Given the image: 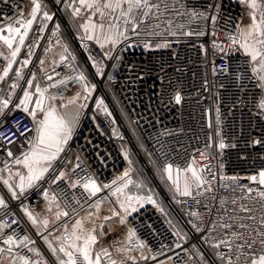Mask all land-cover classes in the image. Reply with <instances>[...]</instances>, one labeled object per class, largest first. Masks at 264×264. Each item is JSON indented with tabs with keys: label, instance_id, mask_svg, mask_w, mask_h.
<instances>
[{
	"label": "snow or ice",
	"instance_id": "obj_1",
	"mask_svg": "<svg viewBox=\"0 0 264 264\" xmlns=\"http://www.w3.org/2000/svg\"><path fill=\"white\" fill-rule=\"evenodd\" d=\"M3 2L7 5L9 0ZM56 2L57 4L63 2V10L70 13L80 47L86 53L95 77L99 78L106 75L107 61L119 60L117 54L119 45L130 39L129 33L139 36L143 29H159L161 25L156 21L164 15L161 4L153 3L152 0H56ZM178 2L180 8L173 4L171 6L173 12L187 17L189 24L194 20H210L213 25V36L217 34L216 25L221 11L219 3H209L204 11H197L189 10L182 0ZM239 4L246 9L249 22L243 23L242 17L241 22L236 23L234 29L225 32L227 45L214 41L213 48L223 53L225 57L240 54L246 58L244 63L251 71L255 87L259 89V99L255 101L256 111L253 112V116L264 120V0H239ZM169 8L168 3L163 4L164 11ZM14 9L13 17L5 15L0 18V59L5 62L0 66V85L7 84L8 88L6 94L0 95V118L19 111L29 120V124L24 127V131L19 132L15 140L12 137L16 136V132L4 136L10 145L19 143L20 150L18 154L11 148L5 151L4 158L0 160L2 164L0 185L6 189L11 201L20 202V211L35 229L36 236L43 240L51 259L35 246L37 242L31 235L20 234L12 228L13 225L19 226L21 222L15 218V213L8 212L10 203L0 195V211L13 217L11 223L0 222V264H141V261L148 264L149 257L156 261L157 254L153 253L152 247L132 227H128L122 238L114 239L111 244L101 243L104 237L114 231L111 224L105 230L107 222L118 220L121 226L126 225L127 217L138 210L137 206L143 207L145 204H152L162 213L164 209L157 203L151 189L144 191L146 185L142 179H133L132 160L127 151L122 154L129 167L109 184L101 186L93 175H81L77 172V169L86 172L85 169L80 168V156H76V163L72 165L68 154L84 110L89 107L88 101L93 98L97 85L90 79L92 74L87 70L86 65L81 66L76 53L60 38L59 23L54 24L44 52L46 57L47 53L53 51L51 38H55L60 51L56 53L58 59L56 56L52 58V72H55L57 67L63 66L69 70L68 73L54 80L52 73L47 71L48 61L40 58L39 71L45 76L46 81L52 83L42 87L37 82L35 72H31L26 77L25 69L33 63L32 58L35 55L33 50L39 47V40L43 38L49 22L53 21L54 14L50 13L44 0H30V11L27 14L18 5H14ZM76 20L81 22L75 25ZM149 20L154 23L150 25ZM37 21L38 27L34 29ZM178 27L184 28L185 25L180 24ZM172 29L173 22L169 19L166 30L171 36L177 35ZM30 34H33L31 43L28 42ZM146 34L160 35L159 32ZM182 34L204 35V32L188 30ZM92 44L99 48L101 59L98 60L93 55ZM26 45L27 53L23 59H20ZM167 46L163 43L158 44L157 48ZM148 47L149 45L145 44V48ZM17 64L19 67H14ZM112 67L115 68L116 64L114 63ZM228 72V67L220 69L221 75H227ZM212 75H217L215 62H213ZM9 79L11 83H8ZM236 79L240 80L241 77L238 75ZM108 80H112L111 75H108ZM21 82L26 86L22 87ZM69 83L78 88V91L70 97L66 98L62 93L50 91L61 87L67 88ZM240 87L243 89L242 84ZM18 89L22 94L18 95ZM0 92H3L2 87ZM174 99L177 104L181 103L179 92ZM97 112H102L107 117L112 115L103 98L95 99L94 121ZM21 122H15L13 127L19 130ZM4 123L5 121L0 119V127H3ZM112 123L114 124L115 121L113 120ZM220 123L221 116L217 108L216 124L220 125ZM211 127L209 122V129ZM112 133L123 139L115 128L112 129ZM0 136H3V133H0ZM215 136H220L219 130L216 131ZM208 141L205 145L206 149L218 147L222 152L228 147L222 139L216 144L212 135L208 136ZM251 143L264 147V139H253ZM231 147L234 148L236 145L233 144ZM198 151L203 161L216 158L207 151ZM68 166H71L70 171ZM220 168L223 169L222 164ZM158 172L162 178H166L177 204L181 203L176 199L177 197H190L199 203L196 198L203 196L205 192L212 193V184L217 178L209 163L200 166L195 157L184 167H174L171 162H165ZM206 172L210 174V178L205 175ZM240 179H247L257 187L240 185V199L248 201V204L241 203L238 214L228 216L227 221L224 216H218L216 220L210 222L211 227L207 229L201 227L199 223L191 222L196 232H208V235L203 237V242L211 250L214 259L206 257L196 249H193L194 256L186 250L188 261L185 264H217V262L218 264H264V168L247 177L223 174L219 176L221 182L226 180L232 182L231 185L221 183L220 186L232 187L233 192L237 191L235 184ZM61 182L66 183L71 189H82L84 203L93 200L104 189L108 190V195L103 199H95L89 205L93 211L81 214L74 206L75 204L83 208L84 203L81 199L74 196L69 200L66 194L52 189V185L58 186ZM45 183H48L49 187H44ZM33 191L42 197V212L29 208L23 202ZM105 200L109 203H113L114 200V205L109 210L110 215H102V204ZM236 202V199L232 200L233 205ZM225 203L226 200L221 199V208ZM224 211L226 212L227 209ZM257 211L260 213L258 223L255 214ZM191 216L195 220H200V214L197 212H191ZM245 221H253V223L248 224ZM167 223L169 228L173 229L172 235L176 237L175 247L181 248L180 241H187V233L176 228L171 220ZM217 229L224 230L219 237L215 235ZM162 247L172 250L169 245L162 244ZM159 264H165V261H159Z\"/></svg>",
	"mask_w": 264,
	"mask_h": 264
},
{
	"label": "built area",
	"instance_id": "obj_2",
	"mask_svg": "<svg viewBox=\"0 0 264 264\" xmlns=\"http://www.w3.org/2000/svg\"><path fill=\"white\" fill-rule=\"evenodd\" d=\"M152 2L161 4V11L164 12L161 19L156 21V23H160L161 27L159 29H143L141 26L143 30L140 31L139 36L129 33L130 39L119 45L117 53L120 57L119 60L107 61L106 75L103 78L95 77L94 69H92L91 63L87 61L86 53L80 47V41L74 34L69 35L81 65H86L98 90H96L95 97L96 91L93 93L94 98L88 101L89 107L84 110L80 125L71 142V151L68 156L72 165H75L76 156L79 155L80 168L85 169L86 172H80V169H77V172L81 175H93L103 186L111 183L127 168V161L122 154L124 149L121 141L123 140L113 135V128L136 154L139 151L109 97L107 88H110L121 105L132 130L141 140L145 152L158 169L162 168L165 162H171L174 167H184L195 157L200 166L209 163L212 172L217 174V178L213 181L212 193L205 192L203 196L196 198L199 203L190 197L177 198L181 203H176L172 210L179 220L182 231L188 236L186 242L180 241L181 248L175 247L176 237L172 235L173 229H170L167 223L171 218L168 217L165 210L162 213L152 204L139 207L135 213L127 218L125 228L104 237L101 243L111 244L114 239L122 238L128 227H132L152 247L153 253L157 254V260L153 261L149 257L148 264H155L163 260L168 264H185L188 261L186 250L187 253L194 256L193 249L199 250L210 259H214L211 250L203 242V237L208 235V232H196L192 228L191 222L199 223L201 227L207 229L211 227L210 222L216 220L218 216H224L227 221L228 216L238 214L240 204H248V201L240 199V185L257 186L251 184L247 179H240L235 184L237 191L233 192L232 187L220 186L221 183L231 185L232 182L228 180L221 182L219 176L223 174L225 176L247 177L264 168V147L251 143L253 139H264V120L253 116V112L256 111L255 101L259 99V89L255 87L251 71L244 63L246 58L240 54L225 57L223 53L213 48L214 41L227 45L225 32L228 29H234L235 24L241 22L242 17L244 23L246 9L239 4V0H182L189 10L204 11L209 3L221 5L220 17L216 25L217 34L213 36V25L210 20H194L189 24L187 17L179 16L172 11L171 6L173 4L180 8L178 0H152ZM164 3L170 5L167 11L163 9ZM14 5L23 9L25 14L30 10V0H9L7 5L4 4L3 0H0V18L5 15L13 17L15 15ZM54 15L53 21L49 22L43 38L39 40V47L33 50L35 53L32 58L33 63L29 65L28 69H25L26 77L31 72L36 73L37 82L42 87L52 82L46 81L45 76L40 73L38 67L40 58H45L48 61L47 71L52 73L54 80L62 78L69 71L61 66L52 72V58L60 51L55 38H51L53 51L47 53L45 57L44 49L48 46L52 28L55 23H58L57 16H61L58 6ZM169 19L173 22L172 30L177 33L175 36L169 35L166 30ZM63 23L64 26L65 21ZM153 23L152 20H149L150 25ZM38 24L39 22L34 25V29L38 27ZM180 24L185 25V27L179 28L178 25ZM188 30L203 31L204 35L184 36L182 33ZM148 32H159L160 35H148L146 34ZM32 35L30 34L29 43L32 42ZM60 38L68 43L62 31ZM163 43L168 46L157 48L158 44ZM145 44H148L149 47L145 48ZM91 49L93 55L98 60L101 59L100 50L95 44L91 45ZM225 50L227 51V48ZM26 53L27 45L22 50L20 59H23ZM56 58L59 57L56 56ZM213 62L217 68V75L215 76L212 75ZM4 63L0 59V66H3ZM114 63L116 64L115 68L112 67ZM14 67H19V64L14 65ZM224 67L229 68L227 75L220 74V69ZM108 75L112 76L111 81L108 80ZM238 75L241 77L240 80L236 79ZM11 82L9 79L8 83ZM241 84L243 89L240 87ZM21 86L25 87L24 82H21ZM0 87L3 88L0 95L6 94L8 91L7 84L0 85ZM77 90V86L71 83L68 84L67 88L50 89L52 92L62 93L65 97L75 94ZM177 92L181 95L180 104H177L174 99ZM17 93L18 95L21 94L19 89ZM96 98L104 99L109 112L112 114L111 117L105 116L102 112H97L95 121L93 120ZM217 108H219L221 116L220 125L216 124ZM0 119L5 121L3 127H0V133H3V136H0V160H2L8 148L17 154L20 150L19 143L10 145L4 136L16 132V136L12 137L15 140L19 136V132L24 131V127L29 124V120L24 118V114L19 111ZM113 120L115 121L114 124L112 123ZM17 121H22L19 130L13 127ZM209 122L212 125L211 129H209ZM217 130L220 131L219 137L215 136ZM209 135L213 136L216 144L222 139L228 147L222 152L218 147L206 149L205 145L209 142ZM233 144L236 147H231ZM198 150L207 151L209 155L214 154L216 158L203 161ZM221 164L223 169L220 168ZM143 166L149 170L145 162H143ZM68 167L70 171L71 166ZM205 175L210 178L209 173L206 172ZM44 187H49V184L45 183ZM52 189L66 194L69 200L75 196L84 203L82 189H71L64 182L58 186L52 185ZM0 195H3L10 203L8 212L15 213V218L21 222L19 226L13 225L12 228L20 234L31 235L36 240L35 246L37 247L41 237L30 231L20 211V202L11 201L10 196L1 186ZM107 195L108 190L104 189L93 200L84 203L83 208L75 204L74 206L81 211L95 199H101ZM221 199L226 200L223 208H221ZM233 199L237 201L235 205L232 203ZM23 202L31 209L43 211L42 197L35 191ZM224 209L227 211L225 212ZM191 212L199 213L200 220H195L191 216ZM239 214L246 215L244 213ZM255 214L257 216L256 223H258L260 213L257 211ZM12 218L10 215H5L4 211H0V222L8 221L11 223ZM245 223L252 224L253 221H245ZM172 224L174 225L173 222ZM223 231L217 229L215 235L219 237ZM162 244L171 246L172 250L170 251L168 247H162ZM29 255L31 254L29 253ZM141 264L144 262L141 261Z\"/></svg>",
	"mask_w": 264,
	"mask_h": 264
},
{
	"label": "rangeland",
	"instance_id": "obj_3",
	"mask_svg": "<svg viewBox=\"0 0 264 264\" xmlns=\"http://www.w3.org/2000/svg\"><path fill=\"white\" fill-rule=\"evenodd\" d=\"M44 2L48 5L49 11L51 14H55L56 12V7H59V12L61 13V16H57L56 20L58 21V23L60 24L64 34L66 35V37L68 38L69 44L72 46V41L70 39V29L71 28H75L73 25V21L70 19V13L65 12L63 10V2L60 4H57L56 0H44ZM56 6V7H55ZM30 11V10H29ZM55 16V15H53ZM61 21H60V20ZM65 22V25L63 26V22ZM63 23V24H62ZM73 32V31H72ZM75 36V35H74ZM76 37V36H75ZM75 51V50H74ZM76 53V51H75ZM77 55V53H76ZM78 56V55H77ZM90 79H92L90 77ZM94 82V81H93ZM78 91V90H77ZM107 92L109 94V97L114 105V107L116 108L119 116L121 117V119L124 121V123L127 125V127L130 128L131 134L135 139V142L141 146V148L144 150L143 148V144L141 142V140L139 139V137L135 134V132L132 130L129 122L127 121V118L125 117V114L123 112V109L121 107V105L119 104L117 98L112 94L110 88H107ZM74 95V94H73ZM72 95H69L68 97H70ZM67 98V97H66ZM123 141H121V145L124 149V151H127L130 155V158L132 160V168L133 171L131 173L133 179H142L146 185L145 188V192L148 189H151L152 193L154 194V198L156 199L157 203L164 208V210L166 211V213L168 214V216L171 218V220L173 221V223L181 230L182 227L179 223L178 218L176 217L175 213L173 212V206H176V202L173 199V193L172 191H170V186L166 180V178H162L161 174L159 172H157L154 168L151 167V172L150 170H146L143 166V162L144 159H148L150 158L147 153L144 150V153L142 152V154L140 153L141 151L139 150L137 152V154L132 150L131 146L129 144L126 143V141H124V139H122ZM134 142V143H135ZM141 156H140V155ZM147 155V156H145ZM143 156V157H142ZM149 160V159H148ZM153 166V165H152ZM129 167L128 162H127V168ZM154 167V166H153ZM157 172L158 176L156 178V176L154 175V172ZM155 177V178H154ZM133 191H135V189H133ZM143 194V193H142ZM104 198V197H103ZM101 198V199H103ZM178 198V197H177ZM176 198V199H177ZM106 204V208H105V213H107V215H110V208L113 207L114 205V200L113 203H109L108 200L104 201ZM147 205V204H145ZM144 205V206H145ZM118 208V206H116ZM88 208V207H87ZM139 208V206H137V209ZM118 221V220H115ZM126 225L121 226L120 224L116 227L117 230L121 229V228H125ZM41 241V240H40ZM37 247L45 254V256L49 259H51L50 254L47 251L46 246L43 243V240L37 244ZM165 261V260H163ZM155 264H159V262L155 263ZM165 264H168L165 261Z\"/></svg>",
	"mask_w": 264,
	"mask_h": 264
},
{
	"label": "crops",
	"instance_id": "obj_4",
	"mask_svg": "<svg viewBox=\"0 0 264 264\" xmlns=\"http://www.w3.org/2000/svg\"><path fill=\"white\" fill-rule=\"evenodd\" d=\"M70 16V15H69ZM38 22V21H37ZM81 21L80 20H76L75 21V25H78L79 23H80ZM249 21H248V17H247V12H246V14H245V18H244V23L245 24H247ZM74 26V25H73ZM71 30L73 31V33H74V35L76 36V31H75V28H71ZM26 86V85H25ZM33 91H34V89H33ZM22 94V93H21ZM1 187H2V189L7 193V191H6V189H4L3 188V186L2 185H0ZM107 206H106V204H105V202L102 204V215H107V213H105V208H106ZM86 211H93V209H91L89 206H88V208L86 207L85 209H83V210H81L80 212H81V214H84ZM23 214V213H22ZM24 216V215H23ZM129 217V216H128ZM127 217V218H128ZM25 218V217H24ZM25 220H26V223L28 224V227H29V229H30V231L31 232H33V233H35V229H33L32 228V226L28 223V221H27V219L25 218ZM109 224H111L112 226H113V229H114V231L113 232H116L117 231V226L119 225V221H109V222H107L106 224H105V230H107V228H108V226H109ZM112 232V233H113ZM41 241H42V239H41ZM40 241V242H41Z\"/></svg>",
	"mask_w": 264,
	"mask_h": 264
},
{
	"label": "trees",
	"instance_id": "obj_5",
	"mask_svg": "<svg viewBox=\"0 0 264 264\" xmlns=\"http://www.w3.org/2000/svg\"><path fill=\"white\" fill-rule=\"evenodd\" d=\"M73 29V28H72ZM61 31H62V33H63V35H64V37H65V39H66V41L68 42V44H69V41H68V38L66 37V35L64 34V32H63V30H62V28H61ZM75 33V32H74ZM69 46H70V48L73 50V52H75L74 50H75V48H74V46H73V44H72V46L69 44ZM82 66V65H81ZM125 124V123H124ZM125 127H126V129H127V131L129 132V134H130V136H131V138L133 139V141L135 142V139H134V137L132 136V134H131V131H130V128L129 127H127V125L125 124ZM135 144H136V146H137V148L141 151L140 153L142 154V152L144 153V150L141 148V146L140 145H138L136 142H135ZM145 154V153H144ZM145 156H147V155H145ZM143 157V156H142ZM149 159V160H148ZM148 159H144V162H145V164L147 165V167H148V169L150 170V172H151V167L152 168H154L157 172H158V168L153 164V162L151 161V159L150 158H148ZM154 167H153V166ZM154 172V175L156 176V178H157V176H158V174H157V172ZM155 178V177H154ZM163 208V207H162ZM166 212V211H165ZM167 214V213H166ZM168 215V214H167ZM169 217V216H168ZM170 218V217H169ZM173 222V221H172ZM174 226L175 227H177L175 224H174ZM178 228V227H177Z\"/></svg>",
	"mask_w": 264,
	"mask_h": 264
},
{
	"label": "bare ground",
	"instance_id": "obj_6",
	"mask_svg": "<svg viewBox=\"0 0 264 264\" xmlns=\"http://www.w3.org/2000/svg\"><path fill=\"white\" fill-rule=\"evenodd\" d=\"M97 90H98V89H97ZM96 94H97V91L95 92L94 97H95ZM94 97H93V98H94Z\"/></svg>",
	"mask_w": 264,
	"mask_h": 264
},
{
	"label": "water",
	"instance_id": "obj_7",
	"mask_svg": "<svg viewBox=\"0 0 264 264\" xmlns=\"http://www.w3.org/2000/svg\"><path fill=\"white\" fill-rule=\"evenodd\" d=\"M66 22V21H65ZM70 32H71V34H74L73 32H72V30L70 29Z\"/></svg>",
	"mask_w": 264,
	"mask_h": 264
}]
</instances>
